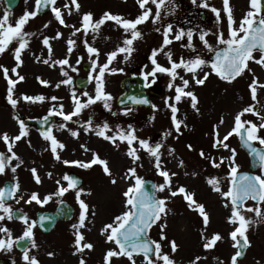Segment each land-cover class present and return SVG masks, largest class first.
Segmentation results:
<instances>
[{
    "label": "rangeland",
    "instance_id": "rangeland-1",
    "mask_svg": "<svg viewBox=\"0 0 264 264\" xmlns=\"http://www.w3.org/2000/svg\"><path fill=\"white\" fill-rule=\"evenodd\" d=\"M173 5L174 15L169 16L168 25L172 26V33L169 39L173 40L165 51L170 52L173 61L179 62L181 58L184 60H192L196 57L204 59L209 64V51L204 43L199 39L201 34L207 33L205 40L212 49L219 46L217 43V35L223 33L225 38L228 35L227 18L221 11L219 22L217 17L215 20L201 21L195 16V25L192 29V47L188 48L187 37L180 41L174 39L175 35L188 28V23L181 20L177 13L184 8L192 9L194 6L204 9L207 15H211V8L222 10V0H207L209 7H201L204 0H171ZM66 0H57V7L64 12V18L67 23L74 24L80 27L79 19L83 13L91 12L94 19L98 20L104 12H110L115 15H120L126 19L134 20L141 14V10L136 3V0H78L81 5L80 12H73L71 16L67 14L64 9ZM70 3V0H67ZM180 2H183L180 3ZM167 6V4H166ZM230 6L233 10V17L237 21L235 26L238 27L239 21L244 14L249 11V0H230ZM35 7V0H19L17 5L11 9L4 6L3 0H0V18L3 17L7 11L9 14V22L15 21L24 15V13L33 11ZM147 7L151 8L153 14L155 12V5L149 4ZM168 7V6H167ZM166 8V7H165ZM163 9V8H162ZM210 21V22H209ZM50 22V23H49ZM166 20L160 19L158 23L153 24L151 19L145 24L139 25L138 30L142 33L143 38L134 41L132 48L134 51L124 59L121 54L110 65V68L116 69L115 74L105 73V91L109 93L113 99L110 101L111 112L104 109L101 103L92 105L74 120L84 122L89 117L92 118L93 126L107 123L109 127L115 132L117 128L127 131L129 128L135 129L136 135L142 140H148L150 144H162L160 148L161 162L165 170L177 173L173 178V187L184 186L191 193L195 194V199L203 204L210 215V225L205 231L206 236L212 233L221 234L224 239L218 242L216 247L210 251H205L203 248L204 241L200 238V233L203 229L202 220L196 212L189 210L187 204L182 197L170 198L167 204L168 215L161 221L166 223L167 227L164 234L167 240L160 241V227L154 226L148 236L152 240L160 241L163 251L168 253L176 264H190V262L197 256L202 259L199 264H230V258L234 254L235 249L232 248V241L229 240L228 234L233 230L234 226L227 223V218L230 215V208H224L226 203L221 196L213 192L206 179L216 177L220 180V187L222 191H227L229 186L227 160L225 165L220 168H213L210 164L199 156V152L203 150L206 154L212 157H229L230 151L224 149H213V126L219 125L218 131L221 137L227 134L234 123V117L242 111L243 108L253 103L249 93V83L252 80V74L245 72V74L232 83L220 80L215 74H210L203 85H197L193 80L191 74H186L183 69H179L178 73L184 79L189 80V87L186 91L193 92L198 104L197 112L191 107L189 99H182L181 103L177 105L179 108L178 119L184 121L187 127L181 128L182 134H177L172 127L170 119V111L165 105V101L175 96V90L169 89L171 78L167 74L161 73L156 76L155 81L162 82L164 91L158 96L152 98L148 106H117L115 104L116 95L122 91L119 84V79L126 74H132L138 71L147 73L152 71L153 65L151 63L152 52L154 49H159L163 44V32L167 28ZM49 23L48 28H44V24ZM161 24V25H160ZM160 25V26H159ZM159 29V31H157ZM24 32L35 33V36L30 38L28 49L23 53V66L18 69L20 75L25 77V80L16 86L13 98L18 99L21 95L37 96L42 95L46 98L44 103H25L19 100L15 109L8 103L7 100V83L0 74V133H8L10 137L19 134V125L16 119L18 117L23 120L25 117H40L49 112V109L56 105L57 109L60 104H63L65 113L72 110L71 94L74 92L82 100L87 92L90 96L95 95V81H90V76H95L98 72L93 71V61L98 65H103L107 60V54L116 51L118 47H122L123 40L126 37L124 30L118 27L114 22H107L101 27L98 33H89L84 36L83 33L75 37H71L76 41L73 52L69 55L67 53L66 41L71 36L72 29L65 28L59 25L51 11L47 10L41 15L30 19L24 26ZM57 32L62 33V38L59 40L50 39L53 48L52 60H59L67 58L71 67H65L64 71L68 72L71 77L72 85H61L59 88L56 84L66 79L61 75L59 66L49 67L43 63H37L36 57L41 59L48 58L47 49L41 43L43 36L52 38ZM161 37V38H160ZM87 40L89 46L94 47L99 52V57H90L84 41ZM17 44L14 42L9 46V50L3 55H0V65L11 69L15 66L12 52ZM259 58V53H255ZM157 62L164 66L170 67L167 58L161 53L156 57ZM82 61H89L88 68L82 67ZM75 68L76 71H72ZM249 68L252 73L259 78L261 83H264V68L259 65L249 62ZM122 69V71H120ZM204 72L211 73L210 67H204L197 73V77H201ZM85 74L88 77L86 85L78 88L74 85V77L76 75ZM37 77H41L51 85L44 87L37 81ZM15 78V77H13ZM76 80V78H75ZM152 78H149L150 82ZM176 85H181L182 81L177 79ZM57 97V101H51V97ZM257 97L259 104L257 110L261 115H264V89H258ZM152 105H155L157 111H154ZM131 108L132 111L127 115L123 113ZM112 113H116L113 115ZM223 118L224 123L220 124ZM242 120H249L259 125L260 121L253 115L247 114L242 117ZM67 124V129L78 131L79 137L73 138L68 130H61L59 126ZM28 135L26 138L19 141L13 151L20 157L23 164L17 168L15 174L10 169H6L4 175L0 176V186L5 178L12 180L13 184L18 182L21 192L17 194H24L27 199L32 192L39 193L43 198L45 195L53 193L56 190L55 180L61 178L68 171L73 170L81 174L82 183L80 187L85 192H90L91 195H83L81 199L85 201L96 212L94 217H91L92 224H89L91 231L85 230L84 234L86 240L94 245L92 251H85L83 258L86 264H103L104 253L115 246L105 243V237L100 235V230L105 224L111 223L113 218L122 214L124 209V197L122 193L127 189L132 181H125L121 179L129 168L135 167L139 177L149 176L154 179L156 185L163 183V178L157 175L156 169L153 167V158L148 156L143 150L139 151L138 155L141 159L133 164L132 160L126 155L128 150L126 144H121L117 141L116 146L97 137L93 132L85 133L79 127L78 123H69L63 121L59 116H55L51 123L53 135L56 139L65 145L64 151L60 152L62 160H84L91 159V152H96L102 159L108 161V166L113 174V178L117 179V184L112 185L110 178L105 176L100 166H94L91 169L84 170L77 167H66L64 164L57 162L48 148V142L44 141L40 132L32 124L25 123ZM171 132V135L165 133ZM111 135L112 133H108ZM259 135L264 137V129H261ZM229 148L236 152L235 163L239 169L247 168L248 156L245 151L239 146L238 137L233 135L227 141ZM84 144L90 152H84L80 145ZM192 145L193 151H189L187 145ZM258 144V143H256ZM134 147H139L134 145ZM169 150H172L171 153ZM0 152L7 154L6 146L0 142ZM183 161V167H179V162ZM17 161H13L15 166ZM36 168L38 174L42 179V183L37 185L29 169ZM51 172L52 179H49L47 174ZM257 176L264 175V169L261 167L255 170ZM66 186V183H65ZM158 198L167 197V192L156 193ZM59 199H66L74 206V212L70 219L59 220L55 226L47 231H41L38 226L33 230L34 240L37 245L36 248H30V255L36 256L40 264H79V255H73L75 251L74 236L72 225L78 220L80 213L79 204L76 201L74 192H68L62 198H53L48 204L41 207L35 203L25 204L21 201L16 204L15 200H10L8 203L13 207L21 208L30 220H34L35 210L37 209H52ZM247 207H254L253 201H247ZM264 211V204L261 206ZM246 218L258 220L253 213L244 212ZM3 226L9 228L14 238L22 235L24 225L19 220H10L0 222ZM248 240L251 247L247 248L244 256L238 261V264H264V222H257L249 227L247 232ZM175 240L179 245L178 251L173 254L169 247L168 241ZM54 255L51 257L48 253ZM22 250H17L15 246L11 252L0 251V256L4 258V264H24L22 259ZM137 264H143V257H135ZM112 264H130L127 258L121 257L119 259L113 258Z\"/></svg>",
    "mask_w": 264,
    "mask_h": 264
},
{
    "label": "snow or ice",
    "instance_id": "snow-or-ice-1",
    "mask_svg": "<svg viewBox=\"0 0 264 264\" xmlns=\"http://www.w3.org/2000/svg\"><path fill=\"white\" fill-rule=\"evenodd\" d=\"M195 2V0H193ZM137 5L141 10V14L138 15L134 20L126 19L120 15H115L110 12H104L102 16L96 20L91 12L83 13L80 16L79 24L80 27H76L74 24H69L64 18V12L61 8L57 7V0H35V7L31 12H25L23 16L18 18L15 23L9 22V14L6 11L2 18H0V55H3L9 50V46L14 42L17 44L12 52L15 66L9 69L3 65H0V74L7 83V100L13 109L16 108L19 100L25 103H44L46 98L42 95L29 96L21 95L18 99H14L13 95L16 86L25 80L23 75H20L18 69L23 66V53L28 49L30 38L35 36V33L24 32V26L30 19L36 18L44 10L51 11L55 21L65 28L72 29L71 36L67 39V53L70 55L74 50L76 41L71 37H75L80 33L87 36L91 33H98L103 25L107 22H114L118 27L124 30L126 39L123 40L122 47H118L116 51L107 54V60L103 65H98L96 61H93V71L98 72L95 76H90V81H95V95L90 96L87 92L83 93L86 97L82 100L74 92L71 94L72 110L65 113L63 104L59 105L57 109L56 105L49 109L48 115L43 117L41 124L47 125L49 117L59 116L63 121L69 123H78L79 127L82 128L85 133L93 132L97 137L108 141L109 143L116 146L117 141L121 144L127 145L126 155L132 160L133 164H136L141 157L138 155L139 151L143 150L151 158H153V167L156 169L157 175L163 178V183L151 185V193L146 189L147 182L137 175L136 168L132 167L127 170L121 179L132 181L130 186L122 193L124 197V211L122 214L117 215L113 218L111 223L105 224L100 230V235L105 237L106 244H112L115 247L108 249L103 256V264H112L113 258H127L130 264H137L135 257H143V264H176V262L170 257L168 253H165L162 248L160 241L167 240V236L164 234V230L167 227L166 223L161 221L168 215L167 204L170 198L177 196L187 204L189 210L196 212L202 220L203 229L200 233L201 240L204 241L203 248L205 251H210L216 247L218 242H222L224 237L219 233H212L210 236L205 235V231L210 225V215L207 212L205 206L200 204L195 199V194L191 193L184 186L173 187V178L177 175L175 172H169L164 169L161 162L160 148L163 146L158 143L152 145L148 140H142L136 135L135 129L129 128L127 131L117 128L115 132L105 122L101 125L93 126L92 118L89 117L84 122L74 120L75 117H79L84 110L88 109L92 105L101 103L105 110L111 112L110 101L113 97L105 91V73L115 74L116 69L110 68L112 62L118 55H124V59L127 60L131 53L134 51L132 45L134 41L142 39V33L138 30V26L145 24L151 19L153 24H156L161 19V9L166 4L171 3V0H136ZM155 5V13L147 5ZM201 7H209L207 0H204L200 5ZM81 5L78 0H70V3L65 2L64 9L67 10V14L71 16L73 12L79 13ZM249 11H247L243 18L239 21L238 27L235 26L237 21L233 17V10L230 6V0H222V10L217 8H211V11L216 15L217 21L219 22L221 17V11L227 18L228 35L225 38L223 33L217 35V43L224 47L219 50H214L208 45L205 40L207 33L201 34L199 39L204 43L205 47L209 51L215 52V60L209 64L204 59L196 57L192 60L180 59L179 62L173 61L170 52H166L165 49L173 43L172 39H169L172 33V26L168 25L163 32V44L159 49H154L152 52L151 63L153 65L152 71L144 73L142 78L146 82L145 86L150 87L151 83H155V78L158 73L167 74L171 78L169 83V89L175 90V96L165 101L166 107L170 111V119L172 127L177 134L181 133L182 127H187L183 120L178 119L179 108L177 105L181 103L182 99H189L191 107L197 112L198 99L196 95L191 91H186L189 87V80L184 79L178 73L179 69H183L186 74H191L192 80L197 85H203L208 79L210 74H215L220 80L232 83L237 78L243 76L245 72L252 74V80L249 83V93L252 104L245 107L234 117V123L231 130L223 137L220 136L218 127L219 125L213 126V141L212 148L219 150L224 149L230 151L229 157H212L210 154H206L203 150L199 152V156L206 160L211 167L220 168L225 165L227 160L228 168V180L229 186L227 191H222L220 187V180L216 177H210L206 179V183L212 189L213 192L218 193L221 198L226 201L223 204L224 208H230V215L227 218V223L233 225V230L228 234L229 240L232 241V248L235 249L234 254L230 258V264H238V261L244 256L247 248L251 247V244L247 237L249 227L257 222H264V211L261 209V205L264 204V175L252 176L249 174L239 173V167L235 163L236 152L234 149H230L227 141L233 135L240 138L242 145L249 151V154L258 162L259 167L264 169V137L259 135L261 129H264V115H261L260 111L257 110L259 104L257 92L258 89H264V83L259 81V78L252 73L249 68V62L259 65L264 68V0H249ZM50 23V22H49ZM49 23L44 24V28L49 27ZM159 31V29H157ZM62 33L57 32L54 37L49 38L43 36L41 43L45 49H47L48 58L41 59L36 57L37 63H43L49 67L59 66L61 69V75L66 79L56 84L59 88L61 85H72L73 81L68 76V72L64 71L65 67H71L67 58L52 60L53 48L50 43V39L59 40L62 38ZM192 32H179L175 35L174 39L180 41L187 37L188 48L192 47ZM85 48L90 57H99V52L96 48L89 46L87 40L84 41ZM163 53L167 58L170 67H164L160 65L156 57ZM259 53V58L254 55ZM210 67L211 73L204 72L201 77H197V73L204 67ZM72 71H76L72 68ZM122 71V69L120 70ZM15 77V78H13ZM152 78L151 83H148L149 78ZM38 83L44 87H50L48 81L43 80L41 77L36 78ZM179 79L182 81L181 85H176L175 81ZM51 101H57L58 98L53 96L50 98ZM132 104H149L147 99H137L129 97ZM154 111H157L155 105H152ZM132 111L129 107L123 114L127 115L128 112ZM115 115L116 113H112ZM251 114L255 116L259 121V125L249 120H242V117ZM16 119L19 125V134L14 137H10L8 133H0V142H2L7 149V154L0 152V176L4 175L6 169L15 174L17 168H19L23 161L13 151L17 143L22 139L26 138L28 132L23 120L18 117ZM220 124L224 123L221 118ZM61 130H68L73 138L79 137V132L67 129V124H61L59 126ZM108 133H112L109 135ZM171 132L165 133V135H171ZM41 137L44 141L48 142V148L46 151L52 153L53 158L66 167H77L84 170L93 168L94 166H100L104 175L109 177V182L112 185L117 184V179L113 178V174L108 166V161L102 159L98 153L91 152V159L88 161L84 160H62L60 152L64 151L65 145L58 141L53 135L52 128L49 126L44 131L40 132ZM258 143L261 148H256L253 145ZM138 145L139 147H134ZM84 152H90L84 144L80 145ZM189 151H193L192 145L186 146ZM170 153L172 150H169ZM13 161H17L15 166L12 165ZM179 167H183V161L179 162ZM33 177L34 182L37 185L42 183V179L37 172L36 168L29 169ZM52 173L47 174L49 179H52ZM57 185L56 190L53 193L45 195L43 198L40 197L39 193L32 192L28 195V198H24V194H17L21 192L20 185L18 182L0 187V222L19 220L24 225V230L21 236L14 238L8 227L0 224V251L11 252L13 247H19L22 250V259L24 264H40V261L36 256L30 255V248H36L37 245L34 240L33 230L38 226L44 227L46 224L52 222L51 217H45L41 215L39 221L30 220L29 217L23 213L21 209L13 211L12 206L8 203L10 200H15L16 204H20L23 201L25 204L35 203L43 207L48 204L53 198H62L68 192H74L77 203L79 204L80 213L78 220L72 225L75 251L73 255H79V264H86L83 258L85 251H92L94 245L86 240L84 234L85 230L91 231L88 227L92 224L91 217L96 215L93 209H90L89 205L85 203L81 197L83 195H91L90 192H85L80 187V181L76 177H72L65 173L61 178L56 179ZM66 183V186H65ZM167 192V197L157 198L155 193ZM247 201H253L254 207H247ZM58 203H62V200H58ZM244 212L253 213L258 220L248 219L243 214ZM159 225L160 227V241L152 240L148 237L150 230ZM47 230V229H45ZM171 252L175 254L178 251L179 245L175 240L168 241ZM48 255L51 257L54 255L49 252ZM202 258L195 257L190 264H199ZM220 264H223L221 261Z\"/></svg>",
    "mask_w": 264,
    "mask_h": 264
},
{
    "label": "water",
    "instance_id": "water-1",
    "mask_svg": "<svg viewBox=\"0 0 264 264\" xmlns=\"http://www.w3.org/2000/svg\"><path fill=\"white\" fill-rule=\"evenodd\" d=\"M18 1L19 0H3V3L7 9H11L17 5ZM46 11L47 10H44L43 12L40 13V15ZM223 47L224 46L221 45L219 47H216L214 50H219V49H222ZM214 60H215V52L212 51L210 54L211 63ZM88 66H89V62H87V61L82 62V67L84 69L88 68ZM142 76H143L142 74L134 73V74L124 75L119 79V84H120V87L122 88V91L116 95V98H115L116 105H118V106L134 105V104H132L131 100L128 99L129 97H133V98H137V99H147L149 101V104H150L151 103L150 95H157L158 96L163 92V87L161 85H154V86L146 87L145 86L146 82L144 81ZM75 83L78 87H83L86 85L87 79H86V77H83V76H77ZM149 104L142 105V106H148ZM135 105H141V104H135ZM47 115L48 114L41 116V117H25V118H23V121L25 123L33 124L41 132V131H44L47 127H49L51 122L54 119V116L49 117L48 124L42 126L41 121H42L43 117H45ZM238 141H239L240 147L248 155V167L246 169L239 170V173L256 176L254 171L259 167L258 162L249 154V151L242 145L239 137H238ZM253 146L256 148H261V146L256 144V143ZM68 175L78 178L80 181V184L82 183L83 178L78 172L70 170L68 172ZM143 179L147 182L146 189L151 193V191H152L151 185L156 184L154 179L149 177V176H146ZM11 184H13L12 180L9 178H5L2 181L1 187H5L6 185H11ZM155 195H156V193H155ZM59 200H62V203H58V201H57L54 208H52V209H37L35 211V217H34L35 221H39V217L41 215H43L45 217H51L52 218V222L46 224L43 228L40 227L39 223H38V228L41 231L47 232L54 227V225L57 221L67 220V219L71 218L73 211H74L73 204L66 199H59ZM17 209H21V208L14 207L13 211H16ZM21 210L25 214V211L23 209H21ZM45 229H47V230H45ZM15 248L17 250L21 251V249L19 247H15ZM4 262H5L4 258L0 256V264H4Z\"/></svg>",
    "mask_w": 264,
    "mask_h": 264
},
{
    "label": "flooded vegetation",
    "instance_id": "flooded-vegetation-1",
    "mask_svg": "<svg viewBox=\"0 0 264 264\" xmlns=\"http://www.w3.org/2000/svg\"><path fill=\"white\" fill-rule=\"evenodd\" d=\"M183 4V2H180ZM168 6V7H167ZM167 6H165L163 9H161V20L162 19H165L167 22H166V27L168 26V17L169 16H172L174 15V12H173V5H172V1L171 3L167 4ZM156 11V10H155ZM197 11H198V18L201 20V21H205L206 22V19L207 20H215L216 19V15L211 12V15L213 16V18H211L210 16L207 15V12L202 9V8H199L197 6H194L192 9H189V8H184L181 12L177 13V15L180 16L181 20L183 19L184 21H186L188 23V28L185 29V33L187 32H191L192 29H193V26L195 25V22H194V18L195 16L197 17ZM155 13V12H154ZM210 22V21H209ZM161 25V24H160ZM159 25V26H160ZM161 38V37H160ZM220 46V45H219ZM209 60H210V57H209ZM83 62V61H82ZM89 62V61H87ZM135 73H140V74H144L142 73V71H138V72H135ZM161 73H158L157 76H159ZM77 76H83V77H86L87 81H88V77L87 75L85 74H82V75H76L74 77V85L76 87H78L75 83V78ZM148 83H151L148 82ZM154 85H161L163 87V91H164V85L162 84V82H159V81H155V83H151V86H154ZM78 88H82V87H78ZM156 95H150V98H151V101H152V98L155 97ZM54 119H55V116H54ZM53 119V121H54ZM244 151V150H243Z\"/></svg>",
    "mask_w": 264,
    "mask_h": 264
},
{
    "label": "bare ground",
    "instance_id": "bare-ground-1",
    "mask_svg": "<svg viewBox=\"0 0 264 264\" xmlns=\"http://www.w3.org/2000/svg\"><path fill=\"white\" fill-rule=\"evenodd\" d=\"M163 93V92H162ZM157 96V95H156Z\"/></svg>",
    "mask_w": 264,
    "mask_h": 264
}]
</instances>
